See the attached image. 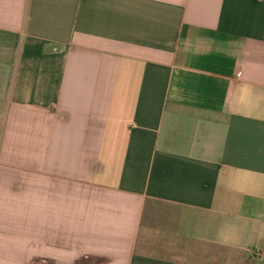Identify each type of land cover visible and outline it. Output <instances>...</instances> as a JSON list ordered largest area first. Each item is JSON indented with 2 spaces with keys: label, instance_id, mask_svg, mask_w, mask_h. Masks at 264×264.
Instances as JSON below:
<instances>
[{
  "label": "crops",
  "instance_id": "1",
  "mask_svg": "<svg viewBox=\"0 0 264 264\" xmlns=\"http://www.w3.org/2000/svg\"><path fill=\"white\" fill-rule=\"evenodd\" d=\"M0 264H264V0H0Z\"/></svg>",
  "mask_w": 264,
  "mask_h": 264
}]
</instances>
